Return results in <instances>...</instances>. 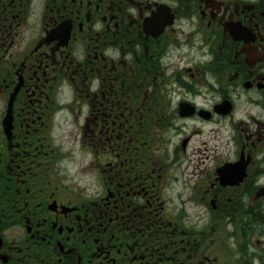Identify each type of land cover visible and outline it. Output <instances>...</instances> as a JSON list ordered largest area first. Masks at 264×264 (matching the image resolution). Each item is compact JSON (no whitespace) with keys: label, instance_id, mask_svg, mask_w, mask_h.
I'll return each mask as SVG.
<instances>
[{"label":"flooded vegetation","instance_id":"1","mask_svg":"<svg viewBox=\"0 0 264 264\" xmlns=\"http://www.w3.org/2000/svg\"><path fill=\"white\" fill-rule=\"evenodd\" d=\"M0 264H264V0H0Z\"/></svg>","mask_w":264,"mask_h":264},{"label":"rangeland","instance_id":"2","mask_svg":"<svg viewBox=\"0 0 264 264\" xmlns=\"http://www.w3.org/2000/svg\"><path fill=\"white\" fill-rule=\"evenodd\" d=\"M71 109L68 106L64 107L57 114L55 126L50 133L51 140L53 141L52 146L55 148L56 154L61 158L62 172H65L66 176L70 177L72 185L81 184V186H88L92 190L94 189L93 181L84 174L79 175L82 172L81 166H84L85 162L89 161L91 157L90 154H86L85 150H82L80 147L78 139V113L76 115L71 114L69 111ZM137 130L138 127H136ZM87 166L86 169H88ZM187 170L190 175L192 169L185 163L180 166L177 173L180 176L186 173ZM172 173L176 172L172 171ZM187 183V179L180 180L176 188L182 189L183 184L186 186ZM228 247L233 249V245H228Z\"/></svg>","mask_w":264,"mask_h":264}]
</instances>
